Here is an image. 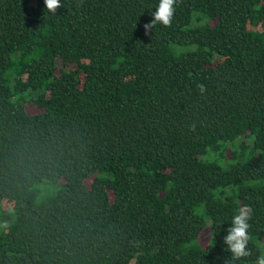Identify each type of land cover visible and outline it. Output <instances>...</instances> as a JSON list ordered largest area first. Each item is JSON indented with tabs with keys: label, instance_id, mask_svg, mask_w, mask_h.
I'll list each match as a JSON object with an SVG mask.
<instances>
[{
	"label": "trees",
	"instance_id": "obj_1",
	"mask_svg": "<svg viewBox=\"0 0 264 264\" xmlns=\"http://www.w3.org/2000/svg\"><path fill=\"white\" fill-rule=\"evenodd\" d=\"M61 4L0 0V264H256L264 0Z\"/></svg>",
	"mask_w": 264,
	"mask_h": 264
},
{
	"label": "clouds",
	"instance_id": "obj_2",
	"mask_svg": "<svg viewBox=\"0 0 264 264\" xmlns=\"http://www.w3.org/2000/svg\"><path fill=\"white\" fill-rule=\"evenodd\" d=\"M46 5V15L51 13L56 15L57 9L62 8L61 0H44ZM176 0H159L158 7L155 12L151 13L152 21L144 25L145 35H150L157 25L170 27L175 14ZM82 5L78 4L77 7ZM203 91V86H199ZM252 208L245 205L239 208L238 213L234 215L231 227L227 229V235L224 237V243L227 245V251L232 254V260H239L250 255L248 251L249 221L252 216ZM8 225L5 224L4 227ZM256 264H264V254L257 258Z\"/></svg>",
	"mask_w": 264,
	"mask_h": 264
},
{
	"label": "rangeland",
	"instance_id": "obj_3",
	"mask_svg": "<svg viewBox=\"0 0 264 264\" xmlns=\"http://www.w3.org/2000/svg\"><path fill=\"white\" fill-rule=\"evenodd\" d=\"M245 141H246V140H245ZM247 141L250 143V140H247ZM247 141H246V142H247ZM248 142H247L246 144H249Z\"/></svg>",
	"mask_w": 264,
	"mask_h": 264
}]
</instances>
